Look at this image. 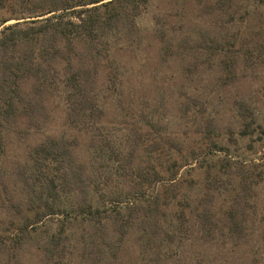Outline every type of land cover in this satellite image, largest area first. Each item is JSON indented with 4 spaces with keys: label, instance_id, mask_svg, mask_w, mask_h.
<instances>
[{
    "label": "rangeland",
    "instance_id": "374dc122",
    "mask_svg": "<svg viewBox=\"0 0 264 264\" xmlns=\"http://www.w3.org/2000/svg\"><path fill=\"white\" fill-rule=\"evenodd\" d=\"M111 53L114 68L99 73L104 113L97 126L71 127L64 97L55 92L44 95L34 118L26 115L7 128L0 152V233L14 232L10 223L22 222L16 205L25 196L22 174L29 172L32 147L50 137L75 138L74 156L86 180L111 179V196L123 201V215L126 193L144 191L134 200L128 196L137 223L112 250L114 264H264V0H151L132 37L115 39ZM24 88L31 92L33 83ZM251 118L254 132L240 135ZM208 129L216 145L228 149L226 171L218 168L224 152L212 156L214 169L200 161ZM190 149L196 155L190 166L197 169L184 166L170 180L172 158L191 155ZM115 152L121 153L117 159ZM138 171L157 176L133 184ZM92 187L85 189L96 199ZM107 201L106 207L114 206ZM59 217H46L38 227L56 230ZM150 218L161 227L151 246L144 242L155 228ZM110 224L109 237L118 241ZM85 225L73 222L64 264L93 263L83 253L89 248L83 235L93 233ZM37 235L17 248L20 264H52L37 248Z\"/></svg>",
    "mask_w": 264,
    "mask_h": 264
},
{
    "label": "trees",
    "instance_id": "16d2710c",
    "mask_svg": "<svg viewBox=\"0 0 264 264\" xmlns=\"http://www.w3.org/2000/svg\"><path fill=\"white\" fill-rule=\"evenodd\" d=\"M150 1L0 0V152L5 145L7 128L26 115L34 118V113L43 109V97L48 93L63 95L66 119L71 127L89 131L100 123L104 110L103 95H100L103 87L98 90L99 73L113 67V41L132 37L136 19ZM11 20L14 22L7 24ZM115 71L120 74L121 69L115 67ZM28 82L33 83L31 92L24 88ZM32 98L37 99L33 102ZM185 107L188 109L189 105ZM252 122L253 118L239 134H252ZM208 132L205 134L208 147L202 151L200 161L207 169H214L217 164L212 156L224 152L226 157L218 163V168L226 171L231 163L228 149L217 146L211 138L212 130L208 129ZM76 145L75 138L50 137L32 147L28 158L29 172L22 174L21 187L25 196L21 204L16 205V213L22 222L18 223V219L10 223L16 225V231L0 233V264H20L17 248L21 247L24 238L31 239L35 234H42L37 239V248L53 260L52 264H64L67 243L72 242L69 232L75 221L93 228V233L82 234L89 236L87 243L84 241L89 248L83 249V253L89 255L92 264L115 263L117 256H113L112 250L118 249L123 235L137 223V210L128 196L134 200L144 191L126 193L128 195L123 198L128 201L125 206L128 212L123 215L119 210L123 201L117 199L118 195L111 196V179L106 177L107 183H99L88 175L86 180L84 167L74 156ZM190 151L191 155L182 153L172 158L171 167L176 170L171 173L170 180H174L175 172L184 166L192 170L196 168L190 166L196 156L193 149ZM119 155L121 153L115 152L113 157L117 159ZM151 174L149 177L138 171L134 175L137 178H132L131 182L136 181L133 184L137 185L150 183L155 180L157 172ZM159 182L163 186L170 185L168 180L159 179ZM91 185L97 193L96 199L85 189ZM106 186H109L106 188L109 193L104 190ZM107 200L114 206L106 207ZM203 214L207 217L206 212ZM51 216L61 218L56 230H49L45 225L38 227L44 218ZM109 222L112 230L118 232V241L109 237ZM151 222L155 228L144 241L150 246L161 228L157 220ZM141 225L145 230V224ZM3 255L7 256L6 262Z\"/></svg>",
    "mask_w": 264,
    "mask_h": 264
}]
</instances>
